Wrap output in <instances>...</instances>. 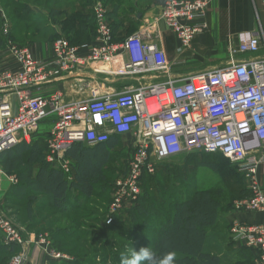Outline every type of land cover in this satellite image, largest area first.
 I'll return each instance as SVG.
<instances>
[{"label":"built area","instance_id":"1","mask_svg":"<svg viewBox=\"0 0 264 264\" xmlns=\"http://www.w3.org/2000/svg\"><path fill=\"white\" fill-rule=\"evenodd\" d=\"M264 7V0H257ZM208 0H164L158 21L179 47L189 49L206 29ZM95 36L71 45L64 37L51 44V57L37 62L28 46L8 43L15 70L0 71V155L19 144L30 145L50 122L45 163L68 178L66 152L77 144L95 146L111 138H129L126 166L113 185L107 223L128 204H136L145 176L155 161L193 153L220 155L242 177L246 196L236 211H264V191L258 176L264 170V34L242 32L228 50L225 67L186 76L172 73L160 46V30L138 32L113 41L107 10L93 7ZM248 57L237 61V58ZM98 66L94 73L131 80L133 85L109 96L95 91L83 101L65 102L60 93L34 96L32 89L75 76L80 68ZM81 92L83 89H80ZM1 172V171H0ZM12 181H15L12 179ZM233 240L254 252L251 264H264V226L232 227ZM0 236L6 247L18 249L8 264H24L33 243L12 221L0 216ZM49 258L59 260L51 252Z\"/></svg>","mask_w":264,"mask_h":264},{"label":"rangeland","instance_id":"2","mask_svg":"<svg viewBox=\"0 0 264 264\" xmlns=\"http://www.w3.org/2000/svg\"><path fill=\"white\" fill-rule=\"evenodd\" d=\"M95 2L96 0H0V54L6 52L10 55L7 50L10 42L19 46H26L24 43L29 41L49 43L53 40L49 35L57 31L62 34L68 28L71 16H81ZM99 4L107 10L112 3L110 0H102ZM24 8L27 10L23 11ZM256 8L264 27V9L259 2H256ZM215 12L211 6L206 12V19L211 22ZM15 14H23L33 21L18 23L14 19ZM176 69L180 73L195 71L192 68ZM49 135L50 122H46L34 138V141L44 139L45 147L39 150H45V153ZM45 153L34 158L35 162L29 160L28 154H24L21 161L0 167V216L34 237L33 243L25 249L26 261L27 248L30 246L42 247L47 260L52 264H120L121 253L132 246L135 250L150 247L157 256L168 251L179 254L185 248H191L188 255L196 258L194 247L199 233H185L180 228L178 207L200 196L202 192L208 196V201L203 204L207 217L205 230L212 234L206 240L204 250L215 254L218 252L215 248V206L233 204L240 199L237 198L241 195L238 192L241 188L244 190L245 186L236 165L217 154L193 153L155 161L154 174L148 176L143 183L142 197L138 203L128 204L107 223L112 201V192L107 189L98 188L94 196L86 201L76 198L77 208L67 215L56 213L41 200L26 198L17 202L9 195V178L26 184L43 162ZM117 154L112 153L105 170L106 181L101 186H113L120 178L126 164L119 159L121 153ZM167 227L170 228L166 232L170 236L169 241L164 248L159 249L157 242L162 234L161 230ZM51 252L60 254L62 258L50 259ZM11 256L2 255L0 260L6 258L4 264H8Z\"/></svg>","mask_w":264,"mask_h":264},{"label":"crops","instance_id":"3","mask_svg":"<svg viewBox=\"0 0 264 264\" xmlns=\"http://www.w3.org/2000/svg\"><path fill=\"white\" fill-rule=\"evenodd\" d=\"M100 1L102 0H96L92 7H88L93 17V7L99 4ZM114 1L118 3V8L112 17L113 41L118 42L138 32L148 33L150 29L158 28L161 33L160 46L167 55L172 73L176 76H186L225 67L229 62L228 50L236 44V36L239 33L257 32L258 23H260L264 34V27L256 8L257 0H208V10L212 6L216 11L214 18H212L211 22L205 19L207 24L206 31L192 41L189 49L183 50L179 47L174 35L157 22L164 5V0ZM259 4L264 9L263 5ZM93 39L88 42H91ZM51 44L52 41L49 43L32 42L26 46L30 48L37 62L44 63L51 57ZM247 58L240 56L237 58V61L246 60ZM97 67L96 65H90L80 68L75 76L66 77L64 80L54 84L33 88L32 94L34 96H49L54 92H58L65 102H74L86 100L92 91H95L98 96H111L133 85L131 80H121L107 75L96 74L94 70ZM180 67L192 68L195 71L191 70L192 72L186 71L187 73H180L176 69ZM7 69L15 70L16 65L10 58V55L3 52L0 54V70ZM80 89H83V91L81 92ZM116 140L114 147L107 150L109 163L112 153H121L119 157L121 162L126 158L127 148L125 146L129 145V138H116ZM14 180L12 181L10 177L7 186H14L17 179L14 178ZM258 180L264 191V170L260 172ZM98 188L107 189L111 192L113 190V186L96 187V189ZM75 195L72 192L71 199ZM78 199L82 198L79 197ZM234 224L247 227L264 226V211L256 213L236 211L231 203L224 208L219 216L215 231V248L218 252L215 254L221 259L222 264L249 263L253 260L255 254L251 249L233 240L231 230ZM27 251L28 259L24 264H52V262L50 263L47 260L42 247L34 248L30 246L27 248Z\"/></svg>","mask_w":264,"mask_h":264},{"label":"trees","instance_id":"4","mask_svg":"<svg viewBox=\"0 0 264 264\" xmlns=\"http://www.w3.org/2000/svg\"><path fill=\"white\" fill-rule=\"evenodd\" d=\"M110 1L112 4H110L107 9V17L112 28V17L118 8V3L114 0ZM25 8L23 11L27 10ZM14 19L18 23L25 21L30 23L33 21L32 18L24 16L23 14H15ZM69 20V26L66 30H63L62 34H59L57 31L53 32L52 35H49V37L53 38L52 42L56 38L64 37L71 45H77L88 42L94 38L95 21L89 10L82 12L79 17L71 16ZM32 42L33 41H29L24 44H30ZM116 141V138H113L105 144L95 146L77 144L71 147L65 154L71 163L70 178H68L60 169L50 167L45 163V150H39L45 147L44 139L38 138L35 141L33 140L30 145L19 144L0 155V167L3 164L21 161L24 154H28L30 156L29 160H33V162H35L34 158H37L38 155L43 156L45 153V156L43 162L40 163V166L37 168L35 173H33V176H31V179L27 180L26 184L20 183L17 179L16 184L8 189V193L17 202H22L26 198H30L35 201L41 199L42 203L46 205V207L51 208L58 214L67 215L72 210L77 208L78 205L75 203L76 198L81 197L85 201L89 200L97 191L96 187H103L101 185L106 181L105 170L107 164L109 163L107 150L114 147ZM147 178L148 176L143 178L141 187ZM241 190L238 192V195H241L237 198H243L246 196V192ZM72 192L76 195L71 199ZM219 193L220 192L218 191L217 194ZM141 197L142 194L138 201ZM138 201L136 203H138ZM207 201L208 196L202 192L200 196H196L178 207L180 213V228H182L185 233L194 231L198 232L199 237L198 242L194 247L197 255L196 258H191L188 255L191 248H185L183 251L179 252V254H176V264H184L189 261H192L193 264H222L221 259L216 254H212L208 250H204V246L206 247L207 245L205 244L206 240H208L210 238L209 236L212 235L210 232L205 230L207 217L204 214L205 211L203 204ZM225 207L226 206L222 207L220 205L215 206V231L219 216ZM30 227L32 228V225H30ZM169 229L170 228L167 227L161 230L162 234L157 242L159 249L164 248L166 242L169 241L170 236L166 233ZM17 251V248L6 247L3 243L0 244V256L3 255L4 257H8ZM5 262L6 258L0 260V264H4ZM251 263L252 261L246 264Z\"/></svg>","mask_w":264,"mask_h":264},{"label":"clouds","instance_id":"5","mask_svg":"<svg viewBox=\"0 0 264 264\" xmlns=\"http://www.w3.org/2000/svg\"><path fill=\"white\" fill-rule=\"evenodd\" d=\"M120 264H176L175 251H168L157 256L150 247H140L135 250L132 246L120 255Z\"/></svg>","mask_w":264,"mask_h":264}]
</instances>
